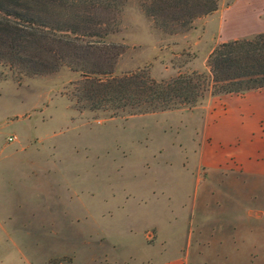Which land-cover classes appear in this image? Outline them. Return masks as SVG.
<instances>
[{
	"label": "rangeland",
	"instance_id": "rangeland-1",
	"mask_svg": "<svg viewBox=\"0 0 264 264\" xmlns=\"http://www.w3.org/2000/svg\"><path fill=\"white\" fill-rule=\"evenodd\" d=\"M216 1L217 10L230 3ZM139 2L129 0L121 16L120 54L26 56L27 70L42 72L35 75L0 62V264H150L187 249L191 232L207 255L211 240L240 244L241 227L255 223L244 211L264 213V184L243 201L224 169L196 180L198 125L179 114L129 115L128 106L105 101L103 84L112 91L136 71L157 82L193 72L205 87L210 81L207 58L217 45L200 39V28L214 12L168 35ZM193 28L197 47L183 39Z\"/></svg>",
	"mask_w": 264,
	"mask_h": 264
},
{
	"label": "trees",
	"instance_id": "trees-1",
	"mask_svg": "<svg viewBox=\"0 0 264 264\" xmlns=\"http://www.w3.org/2000/svg\"><path fill=\"white\" fill-rule=\"evenodd\" d=\"M198 1L140 0L138 7L151 18L154 29L172 35L175 27L187 28L195 18L218 8L216 0H207L210 4ZM128 5L129 0H0V62L14 61L27 75H35L42 72L27 70L33 60L26 56L82 51L120 54L126 46L114 39L122 31L121 16ZM207 65V87L205 76L196 72L157 82L136 71L116 79L112 91L106 84L101 91L105 101L118 103V108L126 105L128 114L136 115L196 107L208 88L213 97L262 90L264 33L217 45Z\"/></svg>",
	"mask_w": 264,
	"mask_h": 264
},
{
	"label": "crops",
	"instance_id": "crops-1",
	"mask_svg": "<svg viewBox=\"0 0 264 264\" xmlns=\"http://www.w3.org/2000/svg\"><path fill=\"white\" fill-rule=\"evenodd\" d=\"M200 29L203 38L193 28L183 39L191 40L194 47H197L200 39L206 37L211 43L215 42V46L264 33V0H234L230 6L207 16ZM139 39L137 37L135 41ZM168 114L182 115L186 122L198 125L193 129L196 140L191 149L196 180H202V174L207 176L210 172L224 169L229 173L228 180L239 184L240 200L246 201L253 194L260 195L258 185L264 184V89L239 96L212 97L205 104L193 108L155 112L140 117ZM168 130L171 129H163L161 133L167 134ZM178 147L184 149V140H180ZM243 213L255 223L250 228L241 227L245 231H239L243 237L238 246L233 247L225 238L223 241L211 240L207 245L208 254H200L202 244L198 241L195 244L193 232L191 235L187 232V249L150 264H251L250 259L254 258L256 263L264 264V240H257L264 237V213L260 212L257 216L248 211ZM161 236L163 237L162 234ZM165 240V244L167 241L171 243V238ZM192 241L194 245L191 244ZM229 248L236 249L237 258L234 252L228 253ZM217 252L219 255H215Z\"/></svg>",
	"mask_w": 264,
	"mask_h": 264
},
{
	"label": "built area",
	"instance_id": "built-area-1",
	"mask_svg": "<svg viewBox=\"0 0 264 264\" xmlns=\"http://www.w3.org/2000/svg\"><path fill=\"white\" fill-rule=\"evenodd\" d=\"M7 141H8V142H14V141H15V137H14V136H9V137L7 138Z\"/></svg>",
	"mask_w": 264,
	"mask_h": 264
}]
</instances>
